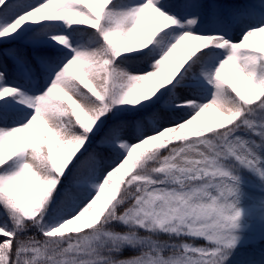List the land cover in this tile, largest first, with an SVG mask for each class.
Wrapping results in <instances>:
<instances>
[{"label": "snow or ice", "instance_id": "snow-or-ice-1", "mask_svg": "<svg viewBox=\"0 0 264 264\" xmlns=\"http://www.w3.org/2000/svg\"><path fill=\"white\" fill-rule=\"evenodd\" d=\"M0 264H264V0H0Z\"/></svg>", "mask_w": 264, "mask_h": 264}]
</instances>
